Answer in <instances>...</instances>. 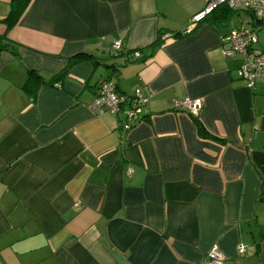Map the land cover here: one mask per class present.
Listing matches in <instances>:
<instances>
[{
  "label": "crops",
  "instance_id": "1",
  "mask_svg": "<svg viewBox=\"0 0 264 264\" xmlns=\"http://www.w3.org/2000/svg\"><path fill=\"white\" fill-rule=\"evenodd\" d=\"M210 1L28 0L8 28L0 0V264H203L213 245L224 264H264V79L248 87L222 54L236 27L264 48V25L217 7L185 33ZM77 54L92 59L22 88ZM109 77L148 96L129 130L89 107Z\"/></svg>",
  "mask_w": 264,
  "mask_h": 264
},
{
  "label": "built area",
  "instance_id": "2",
  "mask_svg": "<svg viewBox=\"0 0 264 264\" xmlns=\"http://www.w3.org/2000/svg\"><path fill=\"white\" fill-rule=\"evenodd\" d=\"M220 5H225L232 10H246L259 24L264 25V0H211L202 11L192 15L184 32L189 33L198 22ZM223 39L226 43L222 49L223 56L240 58L237 67L238 76L248 87H253L257 79H264V48L259 50L255 48V44L258 43V35L254 30L236 27L231 29ZM112 48L120 50L121 42H113ZM129 56L140 58L141 52L136 49L131 51ZM147 101L148 96L144 94L143 88H136L130 95L118 93L115 79L109 77L99 81L95 97L89 107L97 115L123 114L120 126L123 130H129L141 118L142 109ZM174 106L183 107L194 116L201 108V101L200 99L185 98L181 101L175 100ZM237 250L242 253L244 246L239 244ZM223 261V253L217 245H213L208 250L203 264H224Z\"/></svg>",
  "mask_w": 264,
  "mask_h": 264
},
{
  "label": "trees",
  "instance_id": "3",
  "mask_svg": "<svg viewBox=\"0 0 264 264\" xmlns=\"http://www.w3.org/2000/svg\"><path fill=\"white\" fill-rule=\"evenodd\" d=\"M27 3H28V0H10V10H9L8 15L5 18V23L8 28L12 27L17 22L23 10L25 9ZM219 7L223 8V10H226L224 11L225 14L226 13L228 14L230 10H232L225 5H220L218 6V8ZM252 18L254 21H256L253 15H252ZM160 42H161V35L159 34L157 35V38L149 45V48L154 49L160 44ZM10 50L14 55H17V51L14 46H11ZM84 59H92V56L86 55V54H77L75 56H72L68 58V63L64 70H62L61 72L57 74L51 75L48 78H44L38 72H36V70L29 69L27 70V79L25 83L22 85V88L33 97L35 95L37 88L41 84L56 85L57 83H60L63 77L66 75L68 67ZM193 118L195 120V123L197 125L199 132L204 133L203 127L195 119V117Z\"/></svg>",
  "mask_w": 264,
  "mask_h": 264
},
{
  "label": "rangeland",
  "instance_id": "4",
  "mask_svg": "<svg viewBox=\"0 0 264 264\" xmlns=\"http://www.w3.org/2000/svg\"><path fill=\"white\" fill-rule=\"evenodd\" d=\"M245 26L250 27V25L248 23H246ZM259 38H260V41L264 40V30H262V29L259 30Z\"/></svg>",
  "mask_w": 264,
  "mask_h": 264
}]
</instances>
